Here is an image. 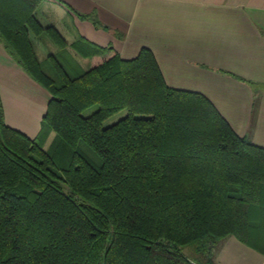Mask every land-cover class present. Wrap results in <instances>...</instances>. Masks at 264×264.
<instances>
[{
    "label": "trees",
    "instance_id": "obj_1",
    "mask_svg": "<svg viewBox=\"0 0 264 264\" xmlns=\"http://www.w3.org/2000/svg\"><path fill=\"white\" fill-rule=\"evenodd\" d=\"M40 2L0 0V41L52 95L34 138L5 123L0 98V264H216L229 236L258 246L264 147L202 93L168 86L149 48L125 59L68 43ZM31 34L58 51L40 59Z\"/></svg>",
    "mask_w": 264,
    "mask_h": 264
},
{
    "label": "crops",
    "instance_id": "obj_2",
    "mask_svg": "<svg viewBox=\"0 0 264 264\" xmlns=\"http://www.w3.org/2000/svg\"><path fill=\"white\" fill-rule=\"evenodd\" d=\"M35 14L68 43L82 37L112 46L125 59L149 48L168 86L202 93L239 135L264 147V0H41ZM64 17L75 26L73 34L66 35L65 26L58 24ZM31 36L40 59L58 51L47 36ZM75 58L82 69L92 62ZM51 96L0 41L5 123L37 137ZM260 235L258 246L227 237L216 264H264V233Z\"/></svg>",
    "mask_w": 264,
    "mask_h": 264
},
{
    "label": "rangeland",
    "instance_id": "obj_3",
    "mask_svg": "<svg viewBox=\"0 0 264 264\" xmlns=\"http://www.w3.org/2000/svg\"><path fill=\"white\" fill-rule=\"evenodd\" d=\"M58 24L61 25V26L63 24L65 26L66 29H64V32L66 33V35L73 34L76 31L75 26L73 25L71 20H68L67 17H64L62 19V23L58 22ZM68 32H69V34H68ZM48 39L51 40L50 38H48ZM97 108H98V105L97 104H93V105L87 107L86 109H84L82 114L85 115V116L90 115L95 110H97ZM126 114H127V110L125 108H123V109L119 110L118 112L114 113L113 115L109 116L108 118H106L103 121V124H104V126L110 125V124L116 122L117 120H119L120 118H122L123 116H125ZM51 134H55L54 131H49L47 133V136L43 140L42 145H43L44 148H48L49 145H47V142L50 139V137L52 136ZM52 140H53V138H52Z\"/></svg>",
    "mask_w": 264,
    "mask_h": 264
}]
</instances>
